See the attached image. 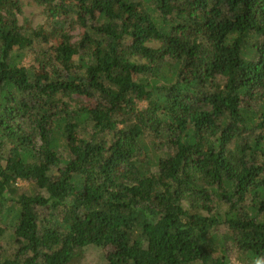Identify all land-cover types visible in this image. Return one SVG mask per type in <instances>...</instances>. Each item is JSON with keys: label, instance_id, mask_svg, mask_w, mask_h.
Segmentation results:
<instances>
[{"label": "trees", "instance_id": "16d2710c", "mask_svg": "<svg viewBox=\"0 0 264 264\" xmlns=\"http://www.w3.org/2000/svg\"><path fill=\"white\" fill-rule=\"evenodd\" d=\"M90 256L264 260V0H0V264Z\"/></svg>", "mask_w": 264, "mask_h": 264}, {"label": "rangeland", "instance_id": "374dc122", "mask_svg": "<svg viewBox=\"0 0 264 264\" xmlns=\"http://www.w3.org/2000/svg\"><path fill=\"white\" fill-rule=\"evenodd\" d=\"M37 8L35 6H28L25 8L24 12H25V15L29 17V19L32 21L33 24H37L39 22L42 21V17L36 13V10ZM94 260V257L93 256H90L89 259L87 260L88 261V264L92 263ZM234 264H238L236 262H234Z\"/></svg>", "mask_w": 264, "mask_h": 264}, {"label": "clouds", "instance_id": "9594fccd", "mask_svg": "<svg viewBox=\"0 0 264 264\" xmlns=\"http://www.w3.org/2000/svg\"><path fill=\"white\" fill-rule=\"evenodd\" d=\"M254 264H264V260L258 258L254 261Z\"/></svg>", "mask_w": 264, "mask_h": 264}]
</instances>
